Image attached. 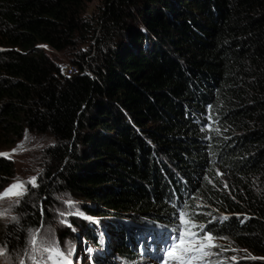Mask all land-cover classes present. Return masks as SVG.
<instances>
[{
    "label": "trees",
    "instance_id": "16d2710c",
    "mask_svg": "<svg viewBox=\"0 0 264 264\" xmlns=\"http://www.w3.org/2000/svg\"><path fill=\"white\" fill-rule=\"evenodd\" d=\"M91 1L0 0V142L56 140L21 203L26 227L0 226V241L31 244L25 229L42 217L52 227L80 197L107 228L77 216L82 236L69 226L56 236L83 238L97 264H137L153 220L185 203V219L243 251L232 264H264V0H102L88 13ZM43 45L71 56L76 71ZM193 101L212 106L224 138L206 139ZM14 173L1 156L0 190ZM218 252L196 241L186 258L220 264ZM56 253L79 264L73 252Z\"/></svg>",
    "mask_w": 264,
    "mask_h": 264
},
{
    "label": "rangeland",
    "instance_id": "374dc122",
    "mask_svg": "<svg viewBox=\"0 0 264 264\" xmlns=\"http://www.w3.org/2000/svg\"><path fill=\"white\" fill-rule=\"evenodd\" d=\"M101 3L102 0H92L87 5V12L93 13L97 11ZM43 47L49 54L57 58L58 63L64 66L65 70L70 67L69 65H71L72 59L67 53L53 50L48 45H43ZM192 106L195 108H202L199 107V105L197 106L195 101H193ZM202 109L206 110L207 114L205 119L207 122L200 127L202 132L206 134V139H209L210 136H215L217 133L216 128H214V123H211L213 115L211 113L210 104L205 105ZM192 112L195 117L200 114L197 108L192 110ZM226 135L227 133L225 131L217 133V136L222 138ZM55 142V138L50 135H38L34 133H27L23 138L9 145H3L0 142V157H7L14 163L15 167L13 179L0 190V226L14 224L15 227H19V225L22 226V229L26 227L21 203L25 197L30 196L32 189L40 185V180L45 176L47 168L46 162L41 159L43 156L42 154L48 145L54 144ZM215 176L221 183H226L224 179H222L221 174L215 173ZM58 201L59 204H63V202H68V198L64 196L60 199L58 198ZM81 201L80 197L77 200H70L65 211L64 208L57 210L59 222L53 224L52 227L49 226L52 222L49 221L47 223L46 218L42 217L40 219V228L32 227L25 229L29 243H31L29 244L30 246L23 245L18 247L0 241V264H61L63 260L60 256H58L59 258L56 256V260L53 259L54 254H57L56 251L60 249L66 252H73L75 254V260L78 261L79 264H92L91 260L96 255L93 254V250L89 258L87 257L90 251L87 249L86 242L83 238H81V243L79 245L73 240H64L56 236V232L59 231L57 228L60 226H69L77 236H82L84 231V228H82L83 225H77V222H73V219L77 216L79 217L78 221H80V223L84 220L86 224H89L92 228H94L95 225L102 227V229L107 228V225H101V221L96 222V215H90V217L87 215L86 206ZM94 203L93 201L89 205L94 207ZM39 209L41 214L45 215V208L42 206ZM208 209H210L209 214L212 215L213 218H217L221 215L218 209ZM205 211L206 209L202 212ZM80 212H83V214L80 215ZM30 218L31 217L28 219ZM188 219L195 222V219L193 220L190 217H188ZM88 220H90V222ZM92 220L96 223H93ZM202 235L204 236L202 240L206 242L211 241L212 246H215L217 251H219L218 253L223 254L224 258L221 259L220 264H232L235 261L236 255H239L240 252L243 253L238 247L228 242L221 241L216 236L213 237L210 233L203 232ZM106 241L111 245L109 239ZM88 246L90 248V244H88ZM221 248L224 249V251H221ZM52 252L53 255H50ZM52 260L54 261L52 262ZM213 260L217 261L218 258ZM202 264L208 263L202 262Z\"/></svg>",
    "mask_w": 264,
    "mask_h": 264
},
{
    "label": "clouds",
    "instance_id": "9594fccd",
    "mask_svg": "<svg viewBox=\"0 0 264 264\" xmlns=\"http://www.w3.org/2000/svg\"><path fill=\"white\" fill-rule=\"evenodd\" d=\"M207 105V104H206ZM209 105V104H208ZM210 107H212L211 105H210ZM199 109V115H197L196 117L193 115V112H192V110H194V109ZM193 107L191 110H190V112H191V114H192V116L193 117H195V118H197V122L198 123H200L201 125H203V124H205L206 122H207V120L205 119V116H206V110L205 109H202V108H198V107ZM212 113V112H211ZM212 115H213V113H212ZM212 122L211 123H214V125L217 123L215 120H214V116L212 117ZM221 132H224V131H221Z\"/></svg>",
    "mask_w": 264,
    "mask_h": 264
},
{
    "label": "built area",
    "instance_id": "2783aa9c",
    "mask_svg": "<svg viewBox=\"0 0 264 264\" xmlns=\"http://www.w3.org/2000/svg\"><path fill=\"white\" fill-rule=\"evenodd\" d=\"M75 71H76V68L73 66H70V67L66 68V70H65V72L67 74H73Z\"/></svg>",
    "mask_w": 264,
    "mask_h": 264
},
{
    "label": "bare ground",
    "instance_id": "6f19581e",
    "mask_svg": "<svg viewBox=\"0 0 264 264\" xmlns=\"http://www.w3.org/2000/svg\"><path fill=\"white\" fill-rule=\"evenodd\" d=\"M114 258H116V257H114ZM116 260H117V259H116ZM117 261H118V260H117ZM117 261H116V262H117ZM107 263H108V262H107ZM100 264H101V263H100Z\"/></svg>",
    "mask_w": 264,
    "mask_h": 264
}]
</instances>
